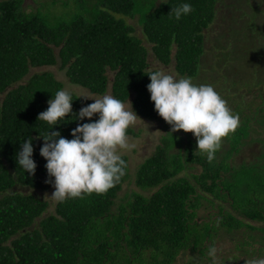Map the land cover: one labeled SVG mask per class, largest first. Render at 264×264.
Listing matches in <instances>:
<instances>
[{
    "label": "trees",
    "instance_id": "1",
    "mask_svg": "<svg viewBox=\"0 0 264 264\" xmlns=\"http://www.w3.org/2000/svg\"><path fill=\"white\" fill-rule=\"evenodd\" d=\"M70 1L53 0L52 7L65 8L55 14L45 2L27 11L24 0L0 1V264H236L239 252L246 256L241 264L264 258V245L257 247L264 242V53L257 52L249 81L260 104L249 102V114L241 103L236 105L239 125L209 163L197 151L193 133L183 131L186 138L171 133L155 111L147 74L160 69L130 20L137 19L160 66L174 63L181 77L198 78L220 0H75L73 7ZM185 2L193 11L176 20L172 7ZM57 64L72 83L98 95L111 87L115 98L129 99L138 116L164 125L163 145L136 175L142 192L133 191L117 204L131 176L129 157L122 155L125 175L105 193L57 202L53 211L49 201L34 193L53 187L45 182L49 177L40 134L59 131L72 139L78 123L91 122L72 120L69 114L50 130L37 120L65 84L51 71L34 70ZM72 93L73 113L92 103ZM135 134L130 127L128 135ZM30 136L36 138L33 175L16 161ZM247 144L259 146L256 159L235 162ZM191 163L201 164V172L181 176ZM203 205L217 206L218 214L200 219ZM225 235L234 236L237 253H216L213 260L209 248L218 250Z\"/></svg>",
    "mask_w": 264,
    "mask_h": 264
},
{
    "label": "clouds",
    "instance_id": "2",
    "mask_svg": "<svg viewBox=\"0 0 264 264\" xmlns=\"http://www.w3.org/2000/svg\"><path fill=\"white\" fill-rule=\"evenodd\" d=\"M192 11L193 6L185 2L172 7L170 15L180 20ZM147 75L150 100L158 115L171 126V133L180 130L193 133L197 151L206 154L207 161L212 163L223 138L237 129L239 115L210 84H196L191 77L178 78L163 70L150 71ZM81 97L94 102L73 113V93L67 89L57 90L48 100V108L37 117L38 121L51 126L50 130L67 121L69 114L72 120L88 118L91 121L78 123L71 132L72 139L63 137L59 131L40 134L44 140L40 155L46 160L49 177L45 182L54 187L51 197L58 202L107 192L125 175L126 162L121 152L136 147L129 142L128 130L138 116L133 107L129 109V99L126 104L109 94L99 97L81 94ZM97 115L98 119L93 120ZM34 139L31 136L26 139L16 153L19 167L29 175L37 168L33 159ZM216 253L215 246L209 248L213 260ZM253 264H264V259Z\"/></svg>",
    "mask_w": 264,
    "mask_h": 264
},
{
    "label": "rangeland",
    "instance_id": "3",
    "mask_svg": "<svg viewBox=\"0 0 264 264\" xmlns=\"http://www.w3.org/2000/svg\"><path fill=\"white\" fill-rule=\"evenodd\" d=\"M52 1L53 0H24V8L27 11H31L36 9L39 4H42V2H45L49 7H52ZM74 3L75 0H71L69 6L73 7ZM53 7V14L62 13L65 9L62 8L61 5ZM130 21L135 26V34L143 38L144 44L149 48L150 61H152L153 65L158 67L160 70L180 78L181 75L176 71L174 63L169 66H160V63L157 60H154L152 44L145 38L142 27L138 23L137 19ZM223 52L224 54L225 52L228 54L224 55ZM257 52L264 53V0H220L218 4L217 19L210 31L207 32L206 54L203 60L204 63L201 75L198 78H193L192 80L196 84L212 85L235 114L238 113L236 111V105L239 103H241V107L245 110L244 114H249V102L252 103L255 101V92L252 88L250 89L251 86L249 81L253 75L254 69L257 68ZM228 55L232 57V61L226 59L229 57ZM35 71L53 72L56 78L65 84L64 89L78 95L93 94L88 89L69 81L65 70L60 68V64L37 68L34 72ZM106 94L113 96L111 87ZM93 95L97 97L102 96L98 94ZM89 100L92 103L94 102V100ZM255 104L258 106L260 104V99H257ZM128 107L131 109L132 105L128 104ZM240 119L241 116H239V121ZM131 127L135 130L136 134L128 135L129 142L135 143L136 147L134 149L124 150L121 152L122 155H127L129 157L131 176L123 185V188L117 198V204L126 201L133 191L142 192L136 185L135 179L137 177V172L145 159L155 153L158 146L163 145V137L167 135V130L164 128L162 123L148 120L140 116L136 118ZM176 133L185 138L188 136L183 133V130ZM226 143L227 141L223 138L222 145L227 147ZM250 147L251 146L247 144V146L243 148V152L236 157L235 162H240L244 159L249 161L256 159L255 153L260 150L259 146H255L254 148ZM174 151L177 152L178 148H174ZM201 170V164L191 163L189 168L185 171V173H182L181 176L183 174L190 175L191 173H200ZM191 181L195 183L194 179H191ZM22 189L25 191L29 190L26 187ZM54 190V187H52L47 191H33L39 197L50 202V211L54 210L55 205L58 202L51 197ZM219 203H217V205H219ZM218 212L219 208L217 206L203 205L199 209V213L201 215L200 219H203L202 215L204 214H218ZM250 231L256 237L262 235V232L259 230L249 229V233ZM236 235L240 237V234L237 233ZM234 239V236L230 237L225 235L222 237L217 244V253L229 256H232V253H237ZM262 245H264V242L257 244V247ZM239 254H241L240 259L236 264H241L240 262H242V260L246 257L243 253L239 252ZM256 254L257 253H255V255ZM256 257L254 256V258ZM249 258L253 259V257ZM262 259L264 258L260 257V260ZM232 262V260L225 261L223 264H231Z\"/></svg>",
    "mask_w": 264,
    "mask_h": 264
}]
</instances>
